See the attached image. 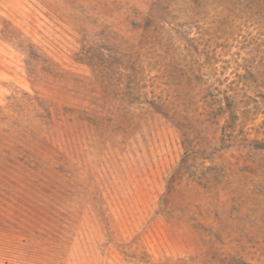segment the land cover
Returning <instances> with one entry per match:
<instances>
[{
	"label": "rangeland",
	"instance_id": "obj_1",
	"mask_svg": "<svg viewBox=\"0 0 264 264\" xmlns=\"http://www.w3.org/2000/svg\"><path fill=\"white\" fill-rule=\"evenodd\" d=\"M0 264H264V0H0Z\"/></svg>",
	"mask_w": 264,
	"mask_h": 264
}]
</instances>
